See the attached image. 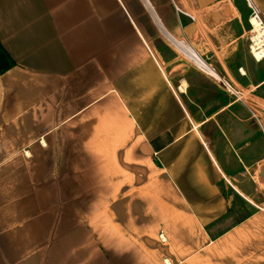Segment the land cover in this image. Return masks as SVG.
Instances as JSON below:
<instances>
[{
	"label": "crops",
	"instance_id": "obj_1",
	"mask_svg": "<svg viewBox=\"0 0 264 264\" xmlns=\"http://www.w3.org/2000/svg\"><path fill=\"white\" fill-rule=\"evenodd\" d=\"M249 2L0 0V264H264Z\"/></svg>",
	"mask_w": 264,
	"mask_h": 264
},
{
	"label": "rangeland",
	"instance_id": "obj_2",
	"mask_svg": "<svg viewBox=\"0 0 264 264\" xmlns=\"http://www.w3.org/2000/svg\"><path fill=\"white\" fill-rule=\"evenodd\" d=\"M252 15H253V12H252V10L251 11H249V13H248V22H249V20L252 18ZM248 26V32H249V34H248V36H247V49L249 50V54L251 53V50H250V47L252 46V44H251V41H250V39L252 38V36H253V33H252V26L250 25V23H249V25H247ZM252 54V53H251ZM233 88H234V86H233ZM235 89V88H234ZM228 91V90H227ZM236 91L238 92V93H240L241 94V96H243L242 98H244L246 101H247V95H246V93L244 94L242 91H240V90H238V89H236ZM229 92V91H228ZM229 94H230V98H231V100L232 101H237V100H239V97L238 96H236L235 94H233V93H230L229 92ZM240 208H242V207H240ZM239 213H240V217H244L245 215H247V213L248 212H245V211H239Z\"/></svg>",
	"mask_w": 264,
	"mask_h": 264
},
{
	"label": "built area",
	"instance_id": "obj_3",
	"mask_svg": "<svg viewBox=\"0 0 264 264\" xmlns=\"http://www.w3.org/2000/svg\"><path fill=\"white\" fill-rule=\"evenodd\" d=\"M249 6L253 12V15L252 17H254L255 19H257L260 23H261V26L264 30V19L262 17V14L261 12L259 11V9L251 2H249ZM252 49V46L250 47V50ZM251 53H252V50H251ZM253 55V53H252ZM222 85L224 86L225 89H227L230 93H233L235 94L236 96L240 97V93H238L236 91V89L233 88V86L231 84H229L228 82H226L225 80L221 82Z\"/></svg>",
	"mask_w": 264,
	"mask_h": 264
},
{
	"label": "trees",
	"instance_id": "obj_4",
	"mask_svg": "<svg viewBox=\"0 0 264 264\" xmlns=\"http://www.w3.org/2000/svg\"><path fill=\"white\" fill-rule=\"evenodd\" d=\"M14 66L15 63L10 59L0 44V75L10 70Z\"/></svg>",
	"mask_w": 264,
	"mask_h": 264
},
{
	"label": "water",
	"instance_id": "obj_5",
	"mask_svg": "<svg viewBox=\"0 0 264 264\" xmlns=\"http://www.w3.org/2000/svg\"><path fill=\"white\" fill-rule=\"evenodd\" d=\"M261 178H262L263 181H264V168L261 170Z\"/></svg>",
	"mask_w": 264,
	"mask_h": 264
}]
</instances>
